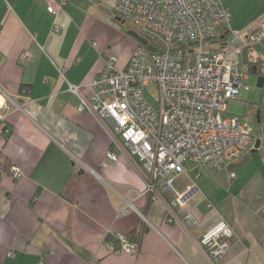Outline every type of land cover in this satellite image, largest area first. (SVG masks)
Here are the masks:
<instances>
[{
    "label": "crops",
    "instance_id": "1",
    "mask_svg": "<svg viewBox=\"0 0 264 264\" xmlns=\"http://www.w3.org/2000/svg\"><path fill=\"white\" fill-rule=\"evenodd\" d=\"M65 1L0 0V264H264V42L238 56L247 86L228 106L251 123L259 149L223 167L189 159L181 174L153 175L109 119L77 108L80 97L91 103L90 84L110 56L128 69L138 27L114 12L118 0ZM221 2L235 32L264 21V0ZM225 32L218 27L221 44ZM149 180L158 199L145 193ZM127 201L138 210L119 216ZM221 219L233 236L219 260L201 239ZM118 233L139 250L110 252Z\"/></svg>",
    "mask_w": 264,
    "mask_h": 264
},
{
    "label": "built area",
    "instance_id": "2",
    "mask_svg": "<svg viewBox=\"0 0 264 264\" xmlns=\"http://www.w3.org/2000/svg\"><path fill=\"white\" fill-rule=\"evenodd\" d=\"M60 1L61 5L66 2ZM48 10L57 15L54 8ZM114 12L135 24L156 51L139 42L126 70L118 68L116 56H110L90 84L91 103L80 97L81 86L70 84V91L80 97V111L95 110L109 119L123 144L153 175L181 174L189 159L207 167H223L255 147L258 138L253 126L229 114L228 106L247 86L238 56L264 42V21L235 32L231 12L221 0H118ZM218 27H224L228 35L225 43H220ZM66 70L61 68V75ZM151 85L159 90L158 106L146 98ZM262 130L264 135V123ZM107 156L117 160L113 151ZM12 174L19 178L23 172L13 167ZM235 176L231 173L230 178ZM173 184L169 180L164 186ZM194 190L195 185L189 187L174 204H184ZM145 193L158 199L153 181H147ZM132 210L138 209L130 201L117 207L119 216ZM173 220L170 216L169 221ZM184 220L188 225L194 222L191 213ZM232 236L233 229L221 219L201 243L212 258L221 260ZM115 238V243L107 242L110 252L139 250V243L127 235L118 233Z\"/></svg>",
    "mask_w": 264,
    "mask_h": 264
},
{
    "label": "rangeland",
    "instance_id": "3",
    "mask_svg": "<svg viewBox=\"0 0 264 264\" xmlns=\"http://www.w3.org/2000/svg\"><path fill=\"white\" fill-rule=\"evenodd\" d=\"M128 22H130V24L132 23L130 20H128ZM145 95L151 104H153L154 106H158L157 101L159 99V90L156 86H153V85L148 86L145 91Z\"/></svg>",
    "mask_w": 264,
    "mask_h": 264
},
{
    "label": "water",
    "instance_id": "4",
    "mask_svg": "<svg viewBox=\"0 0 264 264\" xmlns=\"http://www.w3.org/2000/svg\"><path fill=\"white\" fill-rule=\"evenodd\" d=\"M132 34L134 35V37H135L136 39L139 40L140 43H142V44H144V45H148V40H147L146 38L142 37L139 33L133 32ZM148 46H149V45H148ZM149 48L152 49V50H154V51H156V49H153L152 46H149ZM260 144H261V140L259 139V140L256 142V145H255V148H254L253 152H256V151L259 149Z\"/></svg>",
    "mask_w": 264,
    "mask_h": 264
},
{
    "label": "trees",
    "instance_id": "5",
    "mask_svg": "<svg viewBox=\"0 0 264 264\" xmlns=\"http://www.w3.org/2000/svg\"><path fill=\"white\" fill-rule=\"evenodd\" d=\"M229 10H230V9H229ZM244 50H245V49H244ZM243 52H244V51H243ZM22 89H23V86H21V89H20V90L22 91ZM0 155H1V152H0ZM13 167H15V166H12V169H13ZM12 169H11V170H12ZM12 175H13V174H12ZM113 238L116 239L115 237H113ZM109 239H110V238H108L107 240H109ZM114 239H113V240H114ZM111 240H112V239H110L109 241H111Z\"/></svg>",
    "mask_w": 264,
    "mask_h": 264
},
{
    "label": "bare ground",
    "instance_id": "6",
    "mask_svg": "<svg viewBox=\"0 0 264 264\" xmlns=\"http://www.w3.org/2000/svg\"><path fill=\"white\" fill-rule=\"evenodd\" d=\"M3 103V98L2 96L0 95V105Z\"/></svg>",
    "mask_w": 264,
    "mask_h": 264
}]
</instances>
